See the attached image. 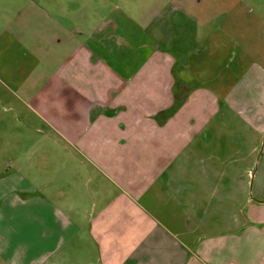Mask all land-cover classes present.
<instances>
[{"label":"crops","instance_id":"crops-1","mask_svg":"<svg viewBox=\"0 0 264 264\" xmlns=\"http://www.w3.org/2000/svg\"><path fill=\"white\" fill-rule=\"evenodd\" d=\"M189 1L154 9L149 23L164 30L161 40L123 32L116 40L120 34L104 25L89 45H76V31L60 32L57 64L42 63L53 70L27 94L127 192L96 214L87 210L86 229L71 214L76 206L60 211L32 186L17 193L11 176L0 206V226L17 238L3 246L8 263L42 264L82 233L76 256L59 262L264 264V18L247 27L244 45L233 40L230 87L209 93L205 80L180 72L209 53V37L192 47V27L208 20L188 12Z\"/></svg>","mask_w":264,"mask_h":264},{"label":"rangeland","instance_id":"rangeland-1","mask_svg":"<svg viewBox=\"0 0 264 264\" xmlns=\"http://www.w3.org/2000/svg\"><path fill=\"white\" fill-rule=\"evenodd\" d=\"M164 1L167 0H0V206L9 196L13 180L17 193L29 186L40 189L39 192L47 195V200L60 211L69 212V207L76 206L71 214L87 229V210L96 214L99 207L117 194L127 192V188L95 159L89 158L86 151L80 153L77 146L75 148L58 133L39 102L32 100L27 90L38 89L44 71L51 72L50 64H57L53 50L57 47L56 41L62 38L61 31H76V45H89L90 35L104 25L109 31L120 34L116 40L122 32L134 37L132 39L142 33L144 36L153 34L161 40L164 30L158 27L157 21L149 23V19ZM189 2L188 12L197 14L202 23L208 20L203 28L192 27V47L196 48L194 45H201L202 40L209 37V53L204 64L194 66L190 62L185 72L180 71L181 76L205 80L201 81L203 90L209 93L230 87L233 40L244 45V35L249 37L247 27L255 26L256 18H264V0ZM228 14L219 26L222 16ZM257 32L252 34L250 45L258 38ZM119 43L116 42V50ZM128 48L131 51L132 47ZM41 58L43 62L37 61ZM45 61L50 63L47 69L42 66ZM174 106L176 112L180 102L176 100ZM5 171L7 175H2ZM80 235L84 236L79 233L72 237L66 251L42 264H76L75 260H58L59 257L76 256L73 242ZM16 240L8 228L0 226V264H10L3 246H15Z\"/></svg>","mask_w":264,"mask_h":264}]
</instances>
